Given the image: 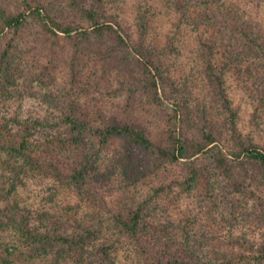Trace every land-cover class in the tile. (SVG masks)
<instances>
[{"label":"trees","instance_id":"obj_1","mask_svg":"<svg viewBox=\"0 0 264 264\" xmlns=\"http://www.w3.org/2000/svg\"><path fill=\"white\" fill-rule=\"evenodd\" d=\"M153 1L179 29L200 32L221 126L192 109L185 84L163 86L170 71L145 42L152 16L140 8L134 39L110 0H0V91L21 76L15 64L26 57L39 86L56 82L58 66L66 75L56 116L0 118V264H111L121 239L138 246L141 264H264V238L195 236L196 215L162 221L158 212L162 199L196 194L206 217L250 206L264 222V147L238 137L225 79L246 60L264 61V28L222 0ZM36 177L71 190L96 215L62 222L34 211L19 198Z\"/></svg>","mask_w":264,"mask_h":264},{"label":"rangeland","instance_id":"obj_2","mask_svg":"<svg viewBox=\"0 0 264 264\" xmlns=\"http://www.w3.org/2000/svg\"><path fill=\"white\" fill-rule=\"evenodd\" d=\"M138 1L110 0L111 10L126 26V29L129 27L134 39L139 37L137 36L139 32L135 27L136 9L140 8V13L147 14L148 18L152 16L150 32L144 37L149 45H155L158 54L166 60V65H168L170 72L165 76L163 86L174 81L185 84L191 90L192 95L188 103L192 109L204 108L211 122L218 126L224 124L225 114L215 95L214 83L202 70V57L197 44L200 32L197 33L192 29H179L177 17L167 5L149 0L148 5L140 4L139 6ZM222 1L236 4L242 16L246 19L250 18L256 25L264 28V0ZM68 16L70 13H65L62 18ZM14 61H17V54L14 55L12 63ZM30 63L31 57H26V60L20 64L16 63V66L19 65L20 72L18 73H22L21 76L12 75L14 84L0 91V118L8 116L6 118L8 120L9 115L14 112H20L25 118L32 114L48 118L57 115L61 105L60 91L66 75L62 72L61 66H58L54 72L56 82L47 87L39 86L31 81ZM244 63L239 69H233L225 75L226 89L232 107L238 111V137L243 141L252 140L264 147V61L249 59ZM259 72L263 74L258 75ZM2 119H0V124L3 122ZM178 170L179 167L173 168L174 173ZM149 185H151L150 182L146 183L141 190L145 192L150 187ZM20 195L19 199L30 205L34 211L49 209L62 222L76 217L88 220L89 217L96 215L90 203L82 204L77 194L50 180L38 177L30 179L27 189L21 190ZM107 201L110 202L111 199L108 198ZM158 204V212L161 214L162 221L183 217L184 214L196 215L198 222L192 229L195 236H200V233L204 231L207 235L209 233L218 234L223 239L245 238L254 244H258L264 238V222L254 221L250 206H242L235 213L227 209L216 210L206 217L204 216L205 205L196 194H182L177 199L170 200L165 198L158 201ZM79 205L81 206L78 207ZM99 212L104 214L102 211ZM118 245L111 264H141L139 250L137 251L138 246L134 249L123 239ZM63 264H74V262Z\"/></svg>","mask_w":264,"mask_h":264}]
</instances>
